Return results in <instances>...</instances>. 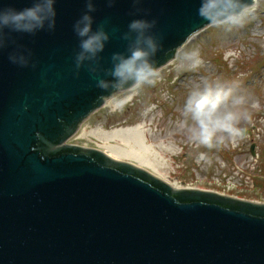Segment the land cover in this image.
<instances>
[{"label":"water","instance_id":"water-1","mask_svg":"<svg viewBox=\"0 0 264 264\" xmlns=\"http://www.w3.org/2000/svg\"><path fill=\"white\" fill-rule=\"evenodd\" d=\"M0 3L23 8L30 0ZM96 3L97 22L109 20L101 54L108 66L111 53L124 50L119 34L133 5ZM55 7L53 30L14 34L35 68H19L0 51V264H264V203L177 189L99 149L67 144L108 94L86 69L74 72L72 24L84 0ZM136 7L156 20L158 68L209 25L200 0Z\"/></svg>","mask_w":264,"mask_h":264},{"label":"rangeland","instance_id":"rangeland-1","mask_svg":"<svg viewBox=\"0 0 264 264\" xmlns=\"http://www.w3.org/2000/svg\"><path fill=\"white\" fill-rule=\"evenodd\" d=\"M253 15L239 28L230 31L206 26L179 49L198 48L203 64L195 70L179 67L175 57L159 67L161 79L154 87H145L123 111L107 106L98 109L83 123L78 138L70 141L94 147L95 142L118 144L116 139L98 138L91 131L110 133L115 128L144 122L147 141L160 154L157 168L135 158H123L150 170L165 181L220 191L242 199L264 202V0H258ZM204 80L236 83L245 98L239 106L249 114L241 122L246 131L233 146L227 144L209 152L210 163L197 164L198 151L186 141L178 126L183 101L191 88ZM149 105L155 108L145 114ZM87 138V139H86ZM254 144L252 154L251 146ZM233 186L224 191L223 183Z\"/></svg>","mask_w":264,"mask_h":264},{"label":"clouds","instance_id":"clouds-1","mask_svg":"<svg viewBox=\"0 0 264 264\" xmlns=\"http://www.w3.org/2000/svg\"><path fill=\"white\" fill-rule=\"evenodd\" d=\"M111 8L116 0H104ZM143 0H131L133 16L120 32L124 41L123 51L111 53L109 65L102 61L110 32L109 20L97 22L96 0H84V8L72 24L78 47L74 52L75 75L82 68L95 80V87L107 93L108 107L113 112L123 111L142 92L145 87H154L161 79L160 69L155 57L161 50V37L154 31L156 20L147 14H139L136 7ZM57 0H30L28 6L16 8L10 3H0V51L7 50L8 61L19 68H35L30 49L18 43L14 34L34 36L41 31H51L56 25ZM256 10L252 0H200L198 14L211 27L230 31L239 28ZM10 49V50H9ZM176 58L179 67L195 70L203 64L200 50L178 49ZM236 83L204 80L187 93L178 121V126L186 134V141L198 151L197 164L210 163L209 152L222 146H233L245 134L241 122L248 120L249 114L239 106L245 98L237 92ZM155 108L149 105L144 109L147 114Z\"/></svg>","mask_w":264,"mask_h":264},{"label":"bare ground","instance_id":"bare-ground-1","mask_svg":"<svg viewBox=\"0 0 264 264\" xmlns=\"http://www.w3.org/2000/svg\"><path fill=\"white\" fill-rule=\"evenodd\" d=\"M258 0H254L256 4ZM91 131L98 138L116 139L118 144H105L104 152L112 159L123 160V158H135L140 163L157 168L161 164L160 154L152 144L147 141L144 122L133 126H126L113 129L110 133L99 130ZM160 162V165L158 163ZM141 166V165H140Z\"/></svg>","mask_w":264,"mask_h":264}]
</instances>
